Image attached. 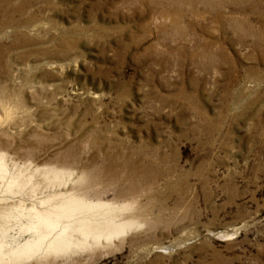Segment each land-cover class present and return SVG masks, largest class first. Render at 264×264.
Listing matches in <instances>:
<instances>
[{
  "label": "rangeland",
  "instance_id": "1",
  "mask_svg": "<svg viewBox=\"0 0 264 264\" xmlns=\"http://www.w3.org/2000/svg\"><path fill=\"white\" fill-rule=\"evenodd\" d=\"M0 154L126 223L0 264H264V0H0Z\"/></svg>",
  "mask_w": 264,
  "mask_h": 264
},
{
  "label": "bare ground",
  "instance_id": "2",
  "mask_svg": "<svg viewBox=\"0 0 264 264\" xmlns=\"http://www.w3.org/2000/svg\"><path fill=\"white\" fill-rule=\"evenodd\" d=\"M6 172L5 156L0 154V180L5 179L6 181L5 191L11 194L20 193L31 198H40V200L35 203H26L24 199H20L10 203L11 207L13 205L19 208L21 214L29 216L27 228L28 231H33V238L26 240L21 246L17 245L16 248L14 247L15 249H11L8 253L3 250L6 234L5 236L1 235L4 234L5 229L0 227V262L8 258H14L17 255L21 257L22 255H32V252L35 253L36 251H40L41 253V250L44 249V243H47L48 249H52V251L57 250L56 252H59L58 250L60 249L63 251V249L71 248L72 246H77V248L79 246H91L100 243L102 239L115 237L126 228L125 222H116L117 220L115 221L111 216L103 217L104 210L109 209L107 205L101 206L97 203H85L86 201L84 202V200L83 202L77 200L75 195L73 196L76 198L56 189L51 190L52 187L63 184L69 178V173L67 175L61 171L44 170L42 171L44 179L42 178L43 180L38 181L37 178L36 180L33 179L36 175L34 176L32 172L21 174L14 171L10 175H7ZM45 188L49 190L44 192L43 189ZM5 191L2 189L3 193ZM7 202L6 204H9ZM25 209H27V212H24ZM8 210H10V206L0 205V213L5 214ZM107 213L110 214L112 212L109 211Z\"/></svg>",
  "mask_w": 264,
  "mask_h": 264
}]
</instances>
